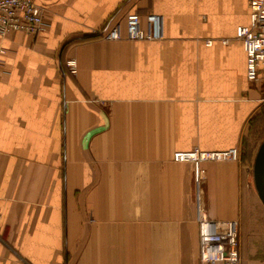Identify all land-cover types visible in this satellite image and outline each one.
Wrapping results in <instances>:
<instances>
[{
  "label": "crops",
  "instance_id": "obj_1",
  "mask_svg": "<svg viewBox=\"0 0 264 264\" xmlns=\"http://www.w3.org/2000/svg\"><path fill=\"white\" fill-rule=\"evenodd\" d=\"M37 1L42 31L0 35V264H221L200 260L194 163L174 159L195 146L239 147L203 162L202 199L238 219L239 264H264L248 0ZM133 10L162 38L98 35Z\"/></svg>",
  "mask_w": 264,
  "mask_h": 264
},
{
  "label": "built area",
  "instance_id": "obj_2",
  "mask_svg": "<svg viewBox=\"0 0 264 264\" xmlns=\"http://www.w3.org/2000/svg\"><path fill=\"white\" fill-rule=\"evenodd\" d=\"M249 22L240 24L236 29V36L243 42L246 52V75L251 82H264V0H248ZM47 25L45 8L37 0H0V35L14 31H25L38 34ZM106 39L128 38L132 40H157L162 38V16L157 12L146 14L145 25L142 24V13L138 10L130 11L126 17L125 31L120 21L111 23L99 30ZM213 39L207 43L212 44ZM226 43L227 39H222ZM2 52L5 49H1ZM71 72H77L75 59H69ZM240 157L238 146L226 149L206 150L195 146L189 150H176L174 159L191 160L194 163L195 179L198 184L197 220L199 229V257L207 263L239 264V221L236 218L221 219L210 216L206 210L201 180L204 178L203 162L207 160H237Z\"/></svg>",
  "mask_w": 264,
  "mask_h": 264
},
{
  "label": "water",
  "instance_id": "obj_3",
  "mask_svg": "<svg viewBox=\"0 0 264 264\" xmlns=\"http://www.w3.org/2000/svg\"><path fill=\"white\" fill-rule=\"evenodd\" d=\"M253 172L256 189L264 203V140L258 148L254 161Z\"/></svg>",
  "mask_w": 264,
  "mask_h": 264
},
{
  "label": "trees",
  "instance_id": "obj_4",
  "mask_svg": "<svg viewBox=\"0 0 264 264\" xmlns=\"http://www.w3.org/2000/svg\"><path fill=\"white\" fill-rule=\"evenodd\" d=\"M246 148H247V149H250V148H251L250 145H249L248 143H246Z\"/></svg>",
  "mask_w": 264,
  "mask_h": 264
},
{
  "label": "rangeland",
  "instance_id": "obj_5",
  "mask_svg": "<svg viewBox=\"0 0 264 264\" xmlns=\"http://www.w3.org/2000/svg\"><path fill=\"white\" fill-rule=\"evenodd\" d=\"M98 35H100V33H98Z\"/></svg>",
  "mask_w": 264,
  "mask_h": 264
}]
</instances>
